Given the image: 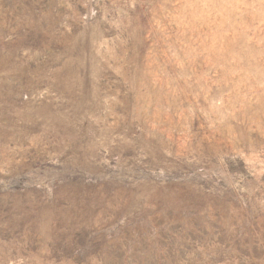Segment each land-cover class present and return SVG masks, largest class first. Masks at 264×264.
Instances as JSON below:
<instances>
[{"label":"rangeland","instance_id":"rangeland-1","mask_svg":"<svg viewBox=\"0 0 264 264\" xmlns=\"http://www.w3.org/2000/svg\"><path fill=\"white\" fill-rule=\"evenodd\" d=\"M0 264H264V0H0Z\"/></svg>","mask_w":264,"mask_h":264}]
</instances>
